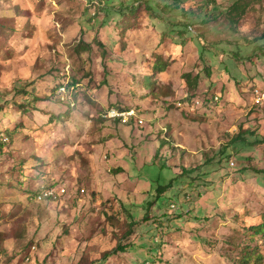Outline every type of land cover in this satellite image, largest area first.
Segmentation results:
<instances>
[{
    "label": "rangeland",
    "instance_id": "obj_1",
    "mask_svg": "<svg viewBox=\"0 0 264 264\" xmlns=\"http://www.w3.org/2000/svg\"><path fill=\"white\" fill-rule=\"evenodd\" d=\"M254 87L264 0H0V264H264Z\"/></svg>",
    "mask_w": 264,
    "mask_h": 264
},
{
    "label": "built area",
    "instance_id": "obj_2",
    "mask_svg": "<svg viewBox=\"0 0 264 264\" xmlns=\"http://www.w3.org/2000/svg\"><path fill=\"white\" fill-rule=\"evenodd\" d=\"M71 66L62 74V79L58 83V96L63 103L70 104L72 102V107H75V103L73 102L74 97L79 94L81 91V84H74L73 78L71 77ZM254 104L264 110V89L259 87H254ZM189 95H186L185 98H188ZM215 100H219L218 96L214 97ZM198 100H188L185 102L186 107L190 111H195V105L198 104ZM180 106H183V103H179ZM106 118L120 121L123 124H128L132 122H136L139 126L143 125V120L139 118L138 113L132 110H123L120 111L118 109L112 108L109 110L108 114L105 115ZM232 165L234 163L232 162ZM84 190V189H83ZM67 192V188L64 185H50L43 186L42 189L38 192L37 198L39 200L44 199H57L61 195Z\"/></svg>",
    "mask_w": 264,
    "mask_h": 264
},
{
    "label": "trees",
    "instance_id": "obj_3",
    "mask_svg": "<svg viewBox=\"0 0 264 264\" xmlns=\"http://www.w3.org/2000/svg\"><path fill=\"white\" fill-rule=\"evenodd\" d=\"M73 83L74 84H80V83H78L74 78H73ZM56 88H58V85L56 86ZM79 93H81V91L79 92ZM78 95V94H77ZM77 97V96H76ZM188 100H191V98H190V96L188 97V98H184L181 102L182 103H184V102H186V101H188ZM61 101V100H60ZM62 102V101H61ZM63 103V102H62ZM65 104V103H64ZM130 123H128V125H129ZM131 125V124H130ZM262 172H264V170L262 171ZM67 193V192H66ZM65 193V194H66ZM38 194V193H37ZM37 194H36V199L39 201V202H45V201H58V200H60V199H62V197L65 195V194H63V195H61L59 198H57V199H44V200H39L38 198H37ZM261 229V228H260Z\"/></svg>",
    "mask_w": 264,
    "mask_h": 264
}]
</instances>
